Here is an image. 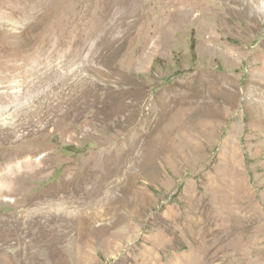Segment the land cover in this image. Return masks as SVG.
I'll return each mask as SVG.
<instances>
[{
    "label": "rangeland",
    "instance_id": "rangeland-1",
    "mask_svg": "<svg viewBox=\"0 0 264 264\" xmlns=\"http://www.w3.org/2000/svg\"><path fill=\"white\" fill-rule=\"evenodd\" d=\"M11 97L0 264H264V0H0Z\"/></svg>",
    "mask_w": 264,
    "mask_h": 264
},
{
    "label": "bare ground",
    "instance_id": "bare-ground-1",
    "mask_svg": "<svg viewBox=\"0 0 264 264\" xmlns=\"http://www.w3.org/2000/svg\"><path fill=\"white\" fill-rule=\"evenodd\" d=\"M28 84V83H27ZM30 85V84H28ZM75 87V86H74ZM81 90V89H80ZM51 92V91H50ZM59 95V94H58ZM57 95V96H58ZM49 97V96H48ZM78 98V97H77ZM15 98H9L8 101H0V119L6 115H10V116H14V115H18L19 116V120L17 122V124H15V126L12 127V129L17 132V131H21L22 132V135L21 136H26V135H32L34 132H38V122L40 119H42L43 115L45 114L42 110V107L40 104L38 105H33V106H28L30 107L29 109H27V111L29 112V115L27 116L28 119H24L21 117L20 115V112L18 111V109H12V101L14 100ZM52 99H54V97H52ZM51 99V100H52ZM60 99L63 100L62 96L60 97ZM61 100V101H62ZM60 102V100H58ZM65 101V100H64ZM75 101V100H74ZM14 102V101H13ZM56 102V101H55ZM17 103V102H16ZM15 103V104H16ZM50 103V102H49ZM61 103V102H60ZM64 103V102H63ZM63 103H61L63 105ZM71 104V103H70ZM50 105H52V103H50ZM61 105V106H62ZM65 105V104H64ZM54 106H56L54 104ZM60 107V105H59ZM64 107V106H63ZM66 107V106H65ZM69 108V107H68ZM61 109V108H60ZM66 109V108H65ZM58 111V110H57ZM62 111V110H61ZM54 114V113H53ZM63 116V115H62ZM38 118L39 120H34V118ZM57 117V116H56ZM48 118V117H47ZM67 118V117H66ZM42 121V120H41ZM51 121V120H50ZM43 122V121H42ZM43 124V123H42ZM47 125V124H46ZM45 125V126H46ZM0 128H6V129H9L10 128V125L9 124H0ZM13 137V134H7L5 136H1L0 135V139L2 140H10L11 138ZM23 165H26V166H31L33 167V164L31 163V159H27V161H25L23 163ZM16 168H17V165L15 166H11L9 169L6 170L5 173H2L0 175V180H4L5 183L3 185H1L0 183V187L3 189H12L14 187V184H15V180L18 179V175L17 171L16 172ZM23 169V168H22ZM23 175V173H22ZM21 176V175H20ZM3 182V181H1ZM9 189V190H10ZM1 191V190H0ZM5 192V191H4ZM2 194V192H1Z\"/></svg>",
    "mask_w": 264,
    "mask_h": 264
}]
</instances>
